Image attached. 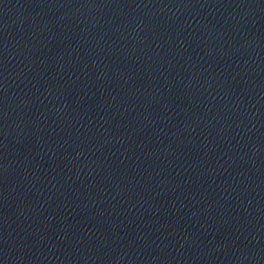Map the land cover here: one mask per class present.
Segmentation results:
<instances>
[{
	"label": "water",
	"instance_id": "1",
	"mask_svg": "<svg viewBox=\"0 0 264 264\" xmlns=\"http://www.w3.org/2000/svg\"><path fill=\"white\" fill-rule=\"evenodd\" d=\"M0 243L264 264V0H0Z\"/></svg>",
	"mask_w": 264,
	"mask_h": 264
}]
</instances>
